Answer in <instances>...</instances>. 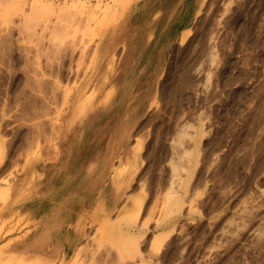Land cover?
Returning a JSON list of instances; mask_svg holds the SVG:
<instances>
[{
  "label": "rangeland",
  "instance_id": "obj_1",
  "mask_svg": "<svg viewBox=\"0 0 264 264\" xmlns=\"http://www.w3.org/2000/svg\"><path fill=\"white\" fill-rule=\"evenodd\" d=\"M53 1L0 0V264H264V0Z\"/></svg>",
  "mask_w": 264,
  "mask_h": 264
},
{
  "label": "bare ground",
  "instance_id": "obj_2",
  "mask_svg": "<svg viewBox=\"0 0 264 264\" xmlns=\"http://www.w3.org/2000/svg\"><path fill=\"white\" fill-rule=\"evenodd\" d=\"M51 2H53L54 3V1L53 0H51ZM64 4L68 9H72V7H74L76 4H75V1H69V0H63L62 2L60 1V2H58V4ZM70 3V4H69ZM83 3H85V4H88L89 3V0H83ZM69 4V5H68ZM99 49V48H98ZM97 49V50H98ZM99 54V51L96 53V55H98ZM124 169V165L123 166H120V168L118 169V171H117V176H116V179L115 180H119V179H121V174L123 173V170ZM4 188V187H3ZM3 188H1L0 187V195L2 194V189ZM7 189H8V186H7ZM6 189V190H7ZM117 192V191H116ZM4 193V192H3ZM3 195V194H2ZM2 198V197H1ZM137 202H138V200H137ZM136 202V203H137ZM113 205V204H112ZM79 230H77V232H78ZM70 236V235H69ZM70 240V239H69ZM25 264H27V263H25Z\"/></svg>",
  "mask_w": 264,
  "mask_h": 264
},
{
  "label": "crops",
  "instance_id": "obj_3",
  "mask_svg": "<svg viewBox=\"0 0 264 264\" xmlns=\"http://www.w3.org/2000/svg\"><path fill=\"white\" fill-rule=\"evenodd\" d=\"M61 241H62V239H61Z\"/></svg>",
  "mask_w": 264,
  "mask_h": 264
}]
</instances>
